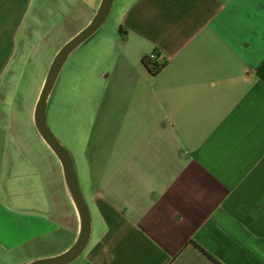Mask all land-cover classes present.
<instances>
[{
    "label": "crops",
    "instance_id": "0c3cea01",
    "mask_svg": "<svg viewBox=\"0 0 264 264\" xmlns=\"http://www.w3.org/2000/svg\"><path fill=\"white\" fill-rule=\"evenodd\" d=\"M100 2L0 0V253L29 255L18 264L64 252L79 231L63 170L56 202L40 184L26 199L17 192L24 150L46 166L55 155L33 125L21 142L20 70L55 32L72 27L69 40L84 28ZM112 9L120 30L96 50L112 61L94 67L101 92L84 133L91 226L79 264H264V0ZM6 159L11 186L1 184Z\"/></svg>",
    "mask_w": 264,
    "mask_h": 264
},
{
    "label": "rangeland",
    "instance_id": "374dc122",
    "mask_svg": "<svg viewBox=\"0 0 264 264\" xmlns=\"http://www.w3.org/2000/svg\"><path fill=\"white\" fill-rule=\"evenodd\" d=\"M116 16L117 10L112 9L106 22L101 30H99L98 33H101L99 35L105 36V40L102 41V43L98 42L97 39L99 36L96 34L69 58L60 74L51 97V103L48 107V124L57 138L70 150L74 158L82 190L85 188L84 179L89 170V167L86 165V139H84V133L87 137L90 122L87 112H91V103L94 101V97L101 92L97 80L100 79L101 70L98 68L95 69L94 67L97 66L96 64L98 63L109 65L112 61L109 55H107V57H105V54L97 56L96 50L98 51L99 47L101 49L111 47V33H119L120 30L119 26L116 25ZM72 30L73 28L71 27V29L67 31V27H65L64 31L55 32L54 36L49 39L47 52L44 53L42 50H39L38 53H33L30 56V60L26 61L20 70L21 81L20 84L17 85L16 104L19 113L21 112V118L18 117L16 123L18 126H23L20 135L21 142H31L30 138H28L31 135L26 132V128L31 125L35 126L33 117L30 123L29 116L31 113L33 115L34 107L47 73L46 69L49 67L57 50L64 44V40H68L66 38L68 34L73 32ZM52 41L53 49L50 46V42ZM90 78L93 81L89 83ZM95 82L98 83L94 84ZM9 93L11 94V91H9ZM84 97L86 101L83 100ZM2 121L3 120H1V122ZM32 138L34 139V134L31 136V139ZM25 152L29 155L31 162L27 163L25 161L21 164V167L17 169V174L20 175V179L16 180L17 192L21 193L22 199H26L29 196L28 190L30 183H32V185L35 183L36 186L33 185L32 189H37L41 185L45 197H47L49 202H56L57 197H59L60 194L62 195L63 191L62 167L58 158L55 155L52 156V161L50 162L49 160V164L47 163L46 166L40 153H36L29 149L28 151H23V153ZM16 166L18 167V164ZM10 169L11 162H9V159H6L3 165L4 172L1 174L2 186H11L12 175L9 173ZM27 172L31 174V177L26 174ZM38 253L43 254L44 251L36 250L32 254ZM2 254L3 253H0V264H18L21 259L29 256L14 253L4 257ZM80 261L81 258H77L70 264H79Z\"/></svg>",
    "mask_w": 264,
    "mask_h": 264
},
{
    "label": "water",
    "instance_id": "95a60500",
    "mask_svg": "<svg viewBox=\"0 0 264 264\" xmlns=\"http://www.w3.org/2000/svg\"><path fill=\"white\" fill-rule=\"evenodd\" d=\"M113 3L114 0H101L89 23L57 51L36 101L33 122L40 138L61 163L65 186L78 214L79 231L73 244L64 252L51 257L34 259L25 264H69L78 258L87 246L91 226L90 209L78 180L74 158L70 150L57 138L48 124V107L65 63L76 50L102 28L110 14Z\"/></svg>",
    "mask_w": 264,
    "mask_h": 264
},
{
    "label": "built area",
    "instance_id": "2783aa9c",
    "mask_svg": "<svg viewBox=\"0 0 264 264\" xmlns=\"http://www.w3.org/2000/svg\"><path fill=\"white\" fill-rule=\"evenodd\" d=\"M160 54L156 53V52H153L151 53L148 58L154 62H156V65H157V68H161L163 66V62L162 61H159V58H160Z\"/></svg>",
    "mask_w": 264,
    "mask_h": 264
},
{
    "label": "trees",
    "instance_id": "16d2710c",
    "mask_svg": "<svg viewBox=\"0 0 264 264\" xmlns=\"http://www.w3.org/2000/svg\"><path fill=\"white\" fill-rule=\"evenodd\" d=\"M204 251V250H203ZM208 256H210L206 251H204ZM211 257V256H210Z\"/></svg>",
    "mask_w": 264,
    "mask_h": 264
}]
</instances>
